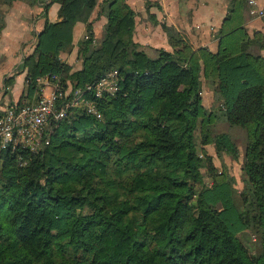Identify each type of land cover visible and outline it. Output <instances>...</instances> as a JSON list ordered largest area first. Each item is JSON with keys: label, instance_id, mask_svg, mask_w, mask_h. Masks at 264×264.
<instances>
[{"label": "trees", "instance_id": "trees-1", "mask_svg": "<svg viewBox=\"0 0 264 264\" xmlns=\"http://www.w3.org/2000/svg\"><path fill=\"white\" fill-rule=\"evenodd\" d=\"M47 1L43 9L58 4L60 20L44 24L22 59L23 100H34L38 78L56 76L64 96L81 90L100 117L74 107L37 153L0 150V264H264V34L237 27L218 35L212 53L164 27L173 51L150 57L133 40L136 15L125 0ZM96 7L105 18L98 39ZM77 23L86 37L72 71L60 55L71 50ZM110 71L113 95L85 90ZM202 80L216 115L246 131L250 158L236 197L231 182H217L222 174L205 151L236 152L206 124ZM246 234L255 244L240 239Z\"/></svg>", "mask_w": 264, "mask_h": 264}, {"label": "crops", "instance_id": "crops-1", "mask_svg": "<svg viewBox=\"0 0 264 264\" xmlns=\"http://www.w3.org/2000/svg\"><path fill=\"white\" fill-rule=\"evenodd\" d=\"M41 1L44 0L31 4L30 0H0V58L4 59L5 64L0 72L6 75L4 78L0 75V89H3L0 93V112L10 104L24 101L26 73L19 72L22 59L32 54L36 36L44 24L60 20L59 5L54 3L44 10L43 5L48 1ZM101 1L98 0V4ZM254 1L258 8L264 10V0ZM248 2L249 0H125L136 15L133 40L146 54L147 50L173 51L164 27L170 29L184 44L194 49L206 48L212 53L217 50L218 35L237 27H244L250 36L254 32L264 34V17H252ZM90 20L94 38L98 39L105 23V18L98 15V7ZM72 37L71 50L62 53L60 58L73 67L69 60L75 59L76 67L78 44L86 37L85 24L77 23ZM262 53L264 54V49ZM12 71L14 72L11 74ZM202 90V104L205 103L210 108L213 94L205 81L202 82ZM50 93L51 89L46 87L44 95ZM36 95L34 94L33 99Z\"/></svg>", "mask_w": 264, "mask_h": 264}, {"label": "built area", "instance_id": "built-area-1", "mask_svg": "<svg viewBox=\"0 0 264 264\" xmlns=\"http://www.w3.org/2000/svg\"><path fill=\"white\" fill-rule=\"evenodd\" d=\"M249 14L252 17L263 18L264 10L256 6L254 0H249ZM38 92L33 101H20L6 106L0 112V150L16 149L37 153L42 146L48 144V134L53 123L63 120L68 110L82 104L89 114L96 115L93 104L82 99V91L76 90L69 103L57 108L56 102L64 98L62 84L58 77L45 75L36 80ZM117 72L110 71L93 86H86L85 90L95 92L96 97L103 93L113 95L117 91ZM48 87L51 93L44 95Z\"/></svg>", "mask_w": 264, "mask_h": 264}, {"label": "rangeland", "instance_id": "rangeland-1", "mask_svg": "<svg viewBox=\"0 0 264 264\" xmlns=\"http://www.w3.org/2000/svg\"><path fill=\"white\" fill-rule=\"evenodd\" d=\"M142 49V48H141ZM156 52L153 50H147V55L150 57H155ZM75 60V59H74ZM74 60H69V62L73 63L75 67V61ZM76 60L78 61L77 66L74 68L70 66L68 61L65 59L62 60V62L68 66L71 67L72 71H77L80 69L81 62L78 60L76 57ZM4 59L0 58V68L4 66ZM14 67H17L14 65ZM15 69V68H14ZM15 71V70H14ZM12 71L11 74L14 72ZM9 73V72H8ZM0 75L2 78H4L6 75H3L2 72H0ZM3 91V89H0V93ZM202 86L200 90V97L202 96ZM72 92L71 87H68V91L66 92V103H69L72 100V97L70 98V94ZM106 94V93H103ZM107 95H110L107 93ZM202 98V97H201ZM205 102V100H203ZM202 103V101H201ZM63 104H58L57 108H60ZM202 106L205 108L206 111L212 112V115L210 118L207 120L206 124L208 128L210 129L211 134L219 135V134H224L227 135L229 140L232 142V144L235 147V154H228L227 152H222L221 155L218 157L215 153V149L213 145H207L205 146V151L208 154V156L211 157V163L212 165L217 168L218 172H220L222 175L217 177V182H224L228 181L231 182L233 185V189L235 192L234 197L237 196V193L243 188V183H242V170H243V164L245 161H247L250 158L249 151L247 149L246 145V131L242 128L239 127H230L225 121H223L222 117L220 115H216V111L214 110V101L212 102V106L210 108H207L205 103L202 104ZM84 108V109H83ZM77 111L79 112H84L86 114V107L82 104H79L76 108ZM199 123V121H197ZM52 129L50 128L49 134H51ZM48 134V135H49ZM200 133L199 129L197 128L195 133H194V144L196 147L199 149L200 148ZM204 157L200 155V159H203ZM203 166L201 167V173L203 174V182L206 186H211L212 185V178L210 173L207 170L206 162L201 161ZM235 203L239 204V199L235 201ZM240 239L244 242H249V245L255 244L254 239L246 234V236H241Z\"/></svg>", "mask_w": 264, "mask_h": 264}]
</instances>
